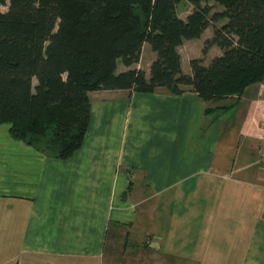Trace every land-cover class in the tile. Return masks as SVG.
Here are the masks:
<instances>
[{
  "label": "crops",
  "instance_id": "0c3cea01",
  "mask_svg": "<svg viewBox=\"0 0 264 264\" xmlns=\"http://www.w3.org/2000/svg\"><path fill=\"white\" fill-rule=\"evenodd\" d=\"M212 36L179 48L184 73L221 55L185 58ZM90 98L67 161L0 125V264H264V82L221 102L165 89Z\"/></svg>",
  "mask_w": 264,
  "mask_h": 264
},
{
  "label": "trees",
  "instance_id": "16d2710c",
  "mask_svg": "<svg viewBox=\"0 0 264 264\" xmlns=\"http://www.w3.org/2000/svg\"><path fill=\"white\" fill-rule=\"evenodd\" d=\"M9 2V3H8ZM192 13L183 20L179 8ZM223 8L213 13L212 4ZM0 125L47 158L67 161L82 148L90 94L127 90L203 102L241 97L264 82V0H0ZM212 28L184 73L179 48ZM156 55L138 69L143 47ZM223 109L221 107L215 110ZM208 112L212 109L207 110Z\"/></svg>",
  "mask_w": 264,
  "mask_h": 264
},
{
  "label": "rangeland",
  "instance_id": "374dc122",
  "mask_svg": "<svg viewBox=\"0 0 264 264\" xmlns=\"http://www.w3.org/2000/svg\"><path fill=\"white\" fill-rule=\"evenodd\" d=\"M9 3V2H8ZM188 3L187 2H184L182 5H181V7L179 8V14H180V16L181 17H183V18H186V16H188V12H189V8H190V6H189V4L187 5ZM212 6H213V8H214V11H213V13H216V12H223V8L222 7H220V6H218V5H216V4H212ZM8 11V7L7 6H0V12H2V13H6ZM211 29V31H212V28H210ZM193 52H194V54H190V55H187V54H185L184 53V55H185V58H186V60H188L189 58H192V56H196V55H200V56H202V57H204V55L203 54H201V52H199V50H198V48H195V47H193L192 49H191ZM185 50L183 49V52H184ZM153 56H156L155 55V53H153V51L151 50V47H149V52L148 51H146L145 53H144V57H143V64H142V70H146V69H148V67H149V63L152 61V57ZM208 57V56H207ZM184 66H185V69H189V71H190V64L188 63V62H186V63H184ZM28 146V145H27Z\"/></svg>",
  "mask_w": 264,
  "mask_h": 264
},
{
  "label": "built area",
  "instance_id": "2783aa9c",
  "mask_svg": "<svg viewBox=\"0 0 264 264\" xmlns=\"http://www.w3.org/2000/svg\"><path fill=\"white\" fill-rule=\"evenodd\" d=\"M263 157H264V154H263Z\"/></svg>",
  "mask_w": 264,
  "mask_h": 264
}]
</instances>
